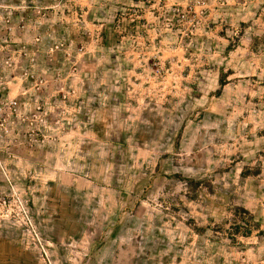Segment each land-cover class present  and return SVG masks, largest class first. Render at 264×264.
<instances>
[{
  "label": "rangeland",
  "instance_id": "rangeland-1",
  "mask_svg": "<svg viewBox=\"0 0 264 264\" xmlns=\"http://www.w3.org/2000/svg\"><path fill=\"white\" fill-rule=\"evenodd\" d=\"M0 264H264V0H0Z\"/></svg>",
  "mask_w": 264,
  "mask_h": 264
},
{
  "label": "built area",
  "instance_id": "built-area-1",
  "mask_svg": "<svg viewBox=\"0 0 264 264\" xmlns=\"http://www.w3.org/2000/svg\"><path fill=\"white\" fill-rule=\"evenodd\" d=\"M11 104H14V105H15V104H16V102H14V103H11Z\"/></svg>",
  "mask_w": 264,
  "mask_h": 264
}]
</instances>
